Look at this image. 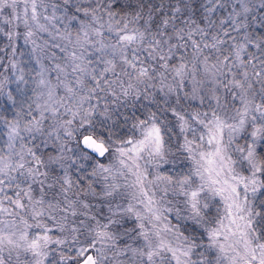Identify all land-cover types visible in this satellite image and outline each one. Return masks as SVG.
Masks as SVG:
<instances>
[{
  "label": "snow or ice",
  "instance_id": "snow-or-ice-1",
  "mask_svg": "<svg viewBox=\"0 0 264 264\" xmlns=\"http://www.w3.org/2000/svg\"><path fill=\"white\" fill-rule=\"evenodd\" d=\"M0 264H264V0H0Z\"/></svg>",
  "mask_w": 264,
  "mask_h": 264
}]
</instances>
